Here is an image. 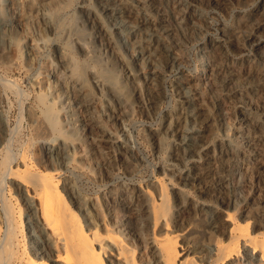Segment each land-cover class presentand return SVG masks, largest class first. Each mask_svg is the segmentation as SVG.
Instances as JSON below:
<instances>
[{
    "label": "rangeland",
    "instance_id": "1",
    "mask_svg": "<svg viewBox=\"0 0 264 264\" xmlns=\"http://www.w3.org/2000/svg\"><path fill=\"white\" fill-rule=\"evenodd\" d=\"M167 1L172 25L176 28L174 39L177 41H171L175 61L166 65L162 58H158L151 68L146 64L144 53L133 57L134 42L148 40L147 35L144 32L135 37L131 35L126 27H121L119 19L101 12V0H87L86 5L96 11L101 23L111 33L118 58L107 56L102 50L104 40L97 38L95 25L84 26L85 18L79 12L80 0H57L62 6L58 13H55L53 0H0V20L5 30V42H0V112L5 118L7 130L6 147L0 159L9 155L12 166H16L23 150L34 158L39 156L44 143H53L57 136L63 138L65 150L71 158L70 170L65 174L70 175L77 193L84 199L90 198L91 205L96 208L93 209V214H97L94 220L98 227L104 228L101 208L94 205L97 198L104 204L102 207L111 225L115 213L110 215L112 213L107 210V204L109 196L115 195L110 191L118 187L127 194L131 184L145 188L152 181L158 187V181L166 179L168 182L170 173L173 177L169 181L181 198L193 203L202 200L207 204H216L219 189L214 182L221 170L218 143H222L229 152L220 174L232 178L231 183L236 187L232 194L237 206L232 211L242 219L251 220L252 226L259 224L257 230L264 232V148L259 146L252 151L253 147L247 146L248 138L243 137L245 133L238 129L245 112L254 118L245 126L255 129L256 125H264V0ZM124 2L132 9L137 4V0ZM182 12L189 18L184 19ZM115 25L120 28L116 29ZM249 35L256 42L245 47ZM80 36L87 43L89 52L80 53L76 48ZM56 48L59 53L55 52ZM132 58L140 73L135 81L124 73ZM216 68L218 74L214 78L211 73ZM152 71H158L159 78ZM93 72L104 76L110 73L117 82L127 87L133 105L117 127L109 125L108 102L97 94L91 78ZM230 72L233 73L231 80ZM108 82L113 84L111 80ZM247 83L252 86L246 88ZM194 87L198 88L201 103L205 101L203 115L196 122L182 117L185 107L178 99L180 89L190 91ZM79 93L87 95L95 119L102 120L106 130L116 135L123 145L133 149V156L120 154V150L113 148L116 155L112 159L115 160L110 162L107 150L87 137L88 131L84 135L87 138L82 141L84 144L70 139L76 128L78 136L79 132L82 131V135L86 132V128L82 129L85 114L76 103ZM42 96L47 103L45 99L41 101ZM197 99L192 101L197 102ZM52 103L60 110V136L53 129L36 130V123L29 120L30 110L39 119H45L44 108ZM170 120L174 121L175 128L173 126V130L166 135L162 127ZM197 129H203L208 147L198 158L206 172L199 186L200 192L195 186L182 184L181 175L191 168L192 162L179 145L186 131ZM117 156L123 159L119 161ZM258 164L263 166L261 173L257 171ZM2 178L0 167V189L5 195L12 194L8 176L3 182ZM152 190H148L149 194L143 192L151 200L160 194V191ZM121 200L123 203L127 201ZM177 208L178 211L173 206L172 212L185 219L187 227L196 230L201 240L205 239L206 231L211 227L210 213L194 210L189 214L184 208ZM221 214L224 215V212ZM91 220H86V223ZM139 250L142 259L147 260L149 251L144 245Z\"/></svg>",
    "mask_w": 264,
    "mask_h": 264
},
{
    "label": "bare ground",
    "instance_id": "2",
    "mask_svg": "<svg viewBox=\"0 0 264 264\" xmlns=\"http://www.w3.org/2000/svg\"><path fill=\"white\" fill-rule=\"evenodd\" d=\"M86 1L80 0L79 5V12L85 18L84 26L95 25L97 38L104 40L102 50L107 56L118 58L111 33L101 23L96 11L86 5ZM53 2L55 13H58L62 6L57 0ZM100 5L101 12L110 13L114 18L119 19L121 27H126L134 37L141 32L147 35L148 40L142 43L134 42V58L144 53L147 57L146 64L151 68L158 58H162L166 65L175 61L171 41L174 43L177 41L174 39L176 28L172 25L167 0H137L135 9L126 7L124 0H101ZM184 12L181 13L183 18H189ZM3 27L0 20V42L2 43L5 42ZM115 28L119 29L120 26L115 25ZM80 38L76 42V48L80 53L89 52L87 43L81 36ZM254 42L256 39L253 36H247L245 47ZM55 52L59 53V49L56 48ZM134 58L130 61L131 64H127L124 68L125 75L132 81L140 76ZM152 73L159 78L158 71H152ZM211 74L216 78L217 68L213 69ZM232 75L233 73L230 72V80ZM91 78L97 94L107 99L110 109L107 115L109 125L116 126L132 109L133 101L128 96L127 87L117 82L110 73L104 76L93 72ZM107 80H111L113 84ZM245 82H248L247 78ZM247 84L246 88L252 86ZM197 89L194 87L190 91L183 89L178 91L180 95L178 99L185 107L182 117L195 122L203 115L205 102L201 103ZM77 96L76 103L81 106L85 114L82 119L84 121L82 129L86 128V132L82 135L81 131L78 136L76 128L70 134L72 136L70 139L79 140L77 144H84L82 141L89 136L91 140L94 139L96 143H100V147L107 150L108 158L112 163L115 160L112 157L116 155L113 153V148L120 150V154L133 156V149L123 145L118 137H115L116 135L106 130L102 120L95 119L90 111L87 95L79 93ZM44 97H40L41 101H44ZM193 99H197V102H193ZM44 109L42 110H44L46 122L45 119L44 121L39 119L33 110L29 111L30 122L36 123L38 131L53 129L54 132L58 131L59 135V108L52 103ZM4 119L0 112V154L6 147L7 141ZM252 119L254 118L249 113H243L238 129L245 133L243 137L248 138L247 146L253 147V151L259 146L264 148V125H256L255 129L245 126V123ZM174 124L173 120L167 121L162 127V132L167 135ZM87 131L88 135L85 137ZM202 131L203 129L186 131L179 143L180 148L184 149L192 162L191 168L181 175L182 184L188 187L195 186L198 191L206 174L198 158L200 153L208 148ZM65 144V140L57 136L53 143H44L40 148L39 156L34 158L28 151L23 150L19 154V162L16 166H12L9 155L1 157L2 182L8 176V187H11L13 192L5 195L0 189V264H242L244 262L245 264H264V232L257 230L256 226L259 224L252 226L251 220L242 219L236 215L235 211H232L237 206L232 194L236 187L231 183L232 178L221 176V170L229 152L225 150L224 144L218 143V160L221 170L214 182L215 187L219 189L217 192L219 198L217 202L214 200L216 204L213 202L207 204L202 200L193 203L181 198L179 191L175 190L174 185L169 181V178L173 177L170 173L168 182L166 179L164 182L158 181V187L152 181L147 183L145 188L135 183L131 184L127 194L122 193L118 187L110 191L115 195V197L109 196L110 200L107 204V210L112 213L110 215L115 213L110 221L111 225L107 222V213L102 207L104 204H101V199L97 198L94 205H99L101 208L104 228L98 227L94 220L97 214H93V209L96 208H93V204L91 205L90 198L84 199L77 193L70 175L65 174L70 170L71 163ZM74 149L76 154L77 145ZM116 159L121 161L123 157L117 156ZM256 168L261 173L263 166L258 164ZM104 175L107 177V172ZM231 187L232 190L229 191ZM150 189L160 191L158 194L160 197L157 195L152 200L147 198L144 193L149 194ZM124 194H126L125 198H123ZM121 198L127 201L123 203ZM173 206L177 211V206H180L189 214L194 210H205L210 213L211 227L206 231L205 239L201 240L196 230H190L187 227L185 219L179 218V215L172 212ZM221 212H224V215ZM90 218L93 221L87 224L86 220ZM5 225L6 229L3 230ZM213 234L216 236L213 237ZM143 245L149 251L147 260L142 259L143 256L140 255L139 249Z\"/></svg>",
    "mask_w": 264,
    "mask_h": 264
}]
</instances>
